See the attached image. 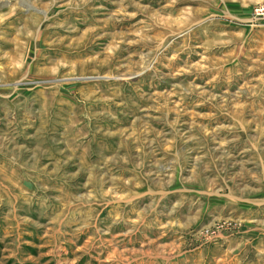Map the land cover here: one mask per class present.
<instances>
[{
	"label": "rangeland",
	"instance_id": "374dc122",
	"mask_svg": "<svg viewBox=\"0 0 264 264\" xmlns=\"http://www.w3.org/2000/svg\"><path fill=\"white\" fill-rule=\"evenodd\" d=\"M0 264H264V0H0Z\"/></svg>",
	"mask_w": 264,
	"mask_h": 264
}]
</instances>
